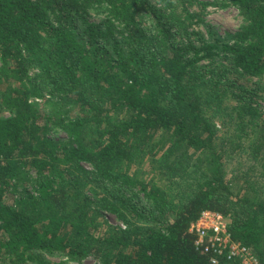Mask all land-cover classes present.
Listing matches in <instances>:
<instances>
[{
    "label": "trees",
    "instance_id": "1",
    "mask_svg": "<svg viewBox=\"0 0 264 264\" xmlns=\"http://www.w3.org/2000/svg\"><path fill=\"white\" fill-rule=\"evenodd\" d=\"M0 63V264H241L205 209L264 264V0H0Z\"/></svg>",
    "mask_w": 264,
    "mask_h": 264
},
{
    "label": "built area",
    "instance_id": "2",
    "mask_svg": "<svg viewBox=\"0 0 264 264\" xmlns=\"http://www.w3.org/2000/svg\"><path fill=\"white\" fill-rule=\"evenodd\" d=\"M189 230L196 235V248L203 252L225 256L228 260L239 259L241 264H261L251 248L233 238L229 219L218 211L203 210Z\"/></svg>",
    "mask_w": 264,
    "mask_h": 264
},
{
    "label": "rangeland",
    "instance_id": "3",
    "mask_svg": "<svg viewBox=\"0 0 264 264\" xmlns=\"http://www.w3.org/2000/svg\"><path fill=\"white\" fill-rule=\"evenodd\" d=\"M212 2L213 0H203ZM195 9V8H194ZM103 14L97 13L95 10H92L89 16V19L92 21H98L102 18ZM202 21L196 27L200 32L205 36H211V33L216 37H222L225 39H230L231 36L239 29L242 23V17L239 11L234 6H219L215 4H209L205 12L201 15ZM1 64V63H0ZM257 81H260L259 78H245L239 81H236L235 84L241 85L243 87H253ZM262 83L264 84V77L261 78ZM257 98V97H256ZM254 98V99H256ZM38 101H41L39 99ZM260 104L264 103L261 98H258ZM10 112L7 109H0V116H8ZM247 163V161H245ZM109 221L112 224L121 225L122 223L118 221L113 215L107 214ZM50 257V256H48ZM59 257L52 256L51 260L57 261ZM86 264H94L93 262H86Z\"/></svg>",
    "mask_w": 264,
    "mask_h": 264
}]
</instances>
